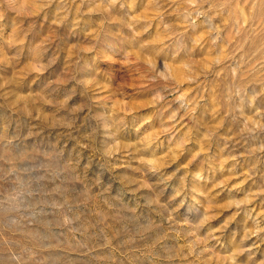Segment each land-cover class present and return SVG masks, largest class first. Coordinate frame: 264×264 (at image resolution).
Instances as JSON below:
<instances>
[{"label": "rangeland", "instance_id": "rangeland-1", "mask_svg": "<svg viewBox=\"0 0 264 264\" xmlns=\"http://www.w3.org/2000/svg\"><path fill=\"white\" fill-rule=\"evenodd\" d=\"M0 264H264V0H0Z\"/></svg>", "mask_w": 264, "mask_h": 264}]
</instances>
